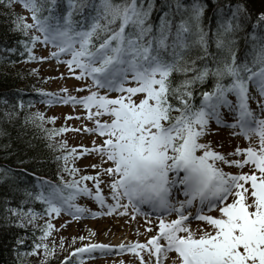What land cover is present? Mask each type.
<instances>
[{
    "label": "snow or ice",
    "instance_id": "6c2138e0",
    "mask_svg": "<svg viewBox=\"0 0 264 264\" xmlns=\"http://www.w3.org/2000/svg\"><path fill=\"white\" fill-rule=\"evenodd\" d=\"M20 2L31 11L33 23L23 22L21 17L17 27L25 35L32 28L40 31L44 43H51L57 49L51 53L52 57L70 54L71 59L64 63L70 70L73 66L80 70L77 79L90 77L89 89H97L80 98L66 96L63 103L82 105L87 110L86 118L95 122L94 127L84 130L105 137L102 145L85 148L83 154L97 152L112 162V167L104 169L114 177L110 188L116 204L109 206L108 214L116 207H128V204L120 205L123 198H127L136 211H139L138 204H148L162 214H177L171 221L160 218L157 235L147 243L121 244L120 248L127 247L136 253L141 264L149 262L140 251L155 257L157 264H163L167 253L173 251L179 264H264V118L258 117L249 107V99L254 98L249 91L251 84L261 98L257 104L264 113V36H252L248 55L238 63L230 37L240 27L242 10L237 8L230 19L219 25L215 45L225 54L221 59H214L216 67L211 68L207 63L203 67L196 66L197 60H206L211 55L207 33L199 24L203 15V7L199 4L192 5L188 19L174 25L168 13H164L154 27L150 22L151 0L147 6L144 0L139 3L138 0H121L120 3L67 0V11L63 15L56 14L57 0ZM45 11L48 15L42 16ZM258 22H264V13L260 14ZM193 36L195 39H191ZM31 39L35 42L40 37ZM193 47H199L203 55L189 58ZM28 51L29 59H35L31 49ZM174 73L184 77L175 86L171 79ZM210 75L216 78L214 89L201 93V104L194 107L192 88L204 83ZM225 77L231 78L228 85L221 83ZM129 83L136 86H126ZM100 89L120 95L110 98L102 95ZM230 93L236 97L235 103L228 99ZM138 94L143 98L137 103L133 97ZM221 108L233 116L235 122L231 127H239L246 139L258 138V147L250 144L230 154L243 155V160H229L213 151L209 144L199 142L210 119H215L217 124L223 123ZM104 115L111 117L110 122L97 119ZM39 118L43 120V116ZM64 131L68 129L54 130L51 135ZM66 147V142L60 145L61 149ZM198 151L203 154L197 155ZM75 153L76 149H71L67 155L57 157L64 160V170L72 174L78 169H69L67 164ZM217 161L241 169L251 165L254 170L251 174L234 175L218 167ZM170 174L174 175L170 178ZM81 180L96 181L95 199L103 206L99 177L86 176ZM179 186H182L185 199L173 204L169 196L172 188L180 190ZM65 190H69L67 195ZM80 194L92 195L87 187H80V181L73 180L62 186L50 185L47 195L41 192L35 199L47 205L49 215H59L65 208L75 215L86 211L74 203ZM229 197H232L230 203ZM194 202L200 207L193 209ZM205 207L209 211L218 210L220 215L203 214ZM16 214L27 224H33L37 218L32 210ZM101 214L93 213L94 216ZM190 218L206 222L212 231L201 229L197 236L186 226ZM25 226L24 222L20 224V227ZM52 228L48 222L40 239L50 235ZM161 239L166 244H161ZM41 247L45 256L52 254L47 244H36L32 254ZM108 247L91 244L76 249L72 255ZM68 259L62 264H67Z\"/></svg>",
    "mask_w": 264,
    "mask_h": 264
},
{
    "label": "trees",
    "instance_id": "16d2710c",
    "mask_svg": "<svg viewBox=\"0 0 264 264\" xmlns=\"http://www.w3.org/2000/svg\"><path fill=\"white\" fill-rule=\"evenodd\" d=\"M57 2L56 14L63 15L67 11V0ZM114 2L120 3L121 0ZM148 2L144 0L145 6ZM151 3L153 10L150 22L154 27L164 13H168L176 25L190 17L194 3L203 7L199 24L207 33L208 52L211 55L206 60H197V67L207 63L209 67L215 68L214 59H221L225 54L216 48L217 30L237 8L243 13L238 21L240 27L230 38L238 63L248 55L253 43L252 36H264V22H258L260 14L264 13V4L258 0H151ZM21 7L24 5L20 0H11V3L9 0H0V264H47L49 259L57 255L36 259L32 254L34 246L41 244L40 238L44 236V226L39 216L49 215L46 212L47 205L35 197L41 192L47 195L50 185L62 186L66 183L62 179L65 162L57 159L63 157L66 150L60 148L62 143L57 140V135H51L54 130L61 129V125L50 115H42L35 108L45 100L47 92L39 84L35 69L24 63L31 61L28 49H31L32 55L41 41V35L36 28L29 29L25 35L17 27L21 17L24 18L23 22L33 23L32 15L31 20H28ZM41 15L48 13L45 11ZM34 36L40 39L33 42L31 38ZM202 55L203 51L199 47H193L188 53L191 59ZM171 79L175 86L184 77L174 73ZM215 83L216 78L210 75L204 83L193 86L194 107L200 106L201 93L212 91ZM221 83L228 85L231 78L225 77ZM39 116H43V120ZM28 210L37 214L36 219L40 224L36 220L33 224H27L16 214ZM22 222L26 224L25 227H20ZM65 260L54 259L49 264H62ZM67 264L79 262L70 258Z\"/></svg>",
    "mask_w": 264,
    "mask_h": 264
},
{
    "label": "rangeland",
    "instance_id": "374dc122",
    "mask_svg": "<svg viewBox=\"0 0 264 264\" xmlns=\"http://www.w3.org/2000/svg\"><path fill=\"white\" fill-rule=\"evenodd\" d=\"M260 4H264V0H258ZM28 20H31V12L21 7ZM41 41L37 44L36 49L33 51L32 56L35 59L27 61L24 64L26 66H32L35 69V76L41 84L42 89L50 94H56L55 96L45 95V100L36 105V109L40 111L42 115H50L54 121H56L62 128H67L68 131H64L57 135V140L61 143H65L67 147L64 148V155H67L71 149H76V153L70 157L67 167L69 169L76 168L77 172L74 174L65 171L62 179L64 182L80 181V187H87L92 195L80 194L76 197L74 203L80 208L86 209L82 214L72 212L75 215L70 214L65 208L59 215L52 213L47 217L39 216L44 229L48 222L53 225V228L41 244L48 245V251L53 255H57L54 259L62 261L66 258H73L77 260L79 264H141L139 256L129 251L127 247L120 248V245L125 246L136 243H147V241L157 235L158 223L160 218H164L167 221H171L177 218L176 213L162 214L152 208H143V204H138L139 211H136L131 204L128 203L127 198H123L119 201L120 205L128 204V207H116L109 213V206L115 205L116 201L112 199V192L110 184L114 177L109 176L104 169L112 167V162L107 161L106 157H102L97 152H89L83 154V149H92L94 146H100L103 144L105 137L99 136L94 132H87L85 128H92L95 126L94 120H88L87 110L80 104H73L71 102L63 103V98L66 96H73L80 98L89 94L90 90H97L95 88L89 89L92 84L90 77L84 79H77L79 75V69L73 66L70 70L67 61L71 59L70 54H61L59 58L52 57L51 53L57 49L51 43H44L43 34L40 32ZM126 86H136L135 83H129ZM67 89L66 92L62 91ZM80 89H83L80 91ZM100 93L107 94L110 98H116L120 95L119 92H108L106 89H100ZM250 95L254 98L249 99V107L260 118H264L258 107L257 101L259 97L255 87L249 85ZM142 94L134 96L133 99L138 103L142 99ZM228 99L233 103L236 102V97L233 94H228ZM52 102L49 103L48 101ZM95 111V109H93ZM221 114L223 123L217 124L215 119H210L207 131L204 136L200 137L199 142L209 144L211 149L215 152L223 154L229 160H243V155H230L235 153L237 148L246 149L250 146L258 147V138L253 136L250 140L246 139L244 135L240 134L239 127H231L235 121L233 116L229 115L227 109L221 108ZM67 117H73L67 119ZM79 117V119H76ZM101 122L111 120V117L104 115L97 117ZM79 129V131H76ZM202 151H198L197 155H202ZM217 166L222 168L226 173L239 175L241 173H249L254 170L251 165H246L244 168H237L229 166L222 162L217 161ZM96 165V167H93ZM65 169V165H64ZM183 174V173H182ZM258 174V173H257ZM173 174H170V176ZM92 176L99 177V188L104 197V205L99 204L95 199L96 194V181L94 180H81V177ZM68 177L69 179H67ZM247 186V185H246ZM69 190H67L68 192ZM182 191V190H180ZM170 201L176 204L178 201L185 199L182 194H174L169 196ZM232 201V197H229L228 202ZM196 204V205H195ZM198 202H194L193 209L196 208ZM93 213H102L101 215L94 216ZM124 213V214H122ZM203 214L218 217L220 213L218 210L209 211L207 207L204 208ZM79 218H76V217ZM38 224L39 221L36 219ZM186 226L190 227L199 236L201 229L205 231H212L204 221H198L190 218L186 222ZM151 229V231H149ZM183 235V233H181ZM84 237V239H80ZM102 241V242H101ZM161 244H166L163 239L160 240ZM91 244H107L109 247L106 249H96L91 253H79L75 256L72 255L78 248H83ZM139 251V250H138ZM140 255L143 256L145 261H149L152 264H157L155 257H149L147 251H140ZM36 259H40L45 256V251L41 247L36 250L34 254ZM49 259L47 264L52 260ZM163 264H179L177 254L173 252L167 253L166 258L163 260Z\"/></svg>",
    "mask_w": 264,
    "mask_h": 264
},
{
    "label": "bare ground",
    "instance_id": "6f19581e",
    "mask_svg": "<svg viewBox=\"0 0 264 264\" xmlns=\"http://www.w3.org/2000/svg\"><path fill=\"white\" fill-rule=\"evenodd\" d=\"M173 175H174V174H173ZM173 175H171L170 178H171ZM181 175H183V174L181 173ZM179 188H180V190H182V186H179ZM180 190H177V188H172V191H171V193H170V196H172V195H174V194H177V195L182 194L183 191H180ZM150 207H151V205L143 204V208L148 209V208H150ZM101 242H102V241H101ZM103 245H107V244H103ZM146 262H149V261H146ZM149 264H152V263L149 262Z\"/></svg>",
    "mask_w": 264,
    "mask_h": 264
}]
</instances>
